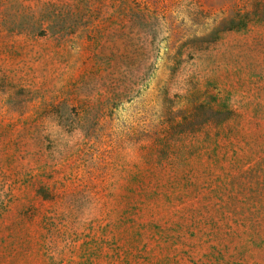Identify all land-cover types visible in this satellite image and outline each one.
I'll use <instances>...</instances> for the list:
<instances>
[{"label": "rangeland", "instance_id": "1", "mask_svg": "<svg viewBox=\"0 0 264 264\" xmlns=\"http://www.w3.org/2000/svg\"><path fill=\"white\" fill-rule=\"evenodd\" d=\"M0 264H264V0H0Z\"/></svg>", "mask_w": 264, "mask_h": 264}, {"label": "trees", "instance_id": "2", "mask_svg": "<svg viewBox=\"0 0 264 264\" xmlns=\"http://www.w3.org/2000/svg\"><path fill=\"white\" fill-rule=\"evenodd\" d=\"M252 15V13L248 14L247 17H243L241 18L242 20L240 22H238V24L234 27H232V29H238V28H243L246 26L248 21H245V19L247 20L248 17H250ZM256 19L260 18L261 19V14L258 13H254V16Z\"/></svg>", "mask_w": 264, "mask_h": 264}]
</instances>
